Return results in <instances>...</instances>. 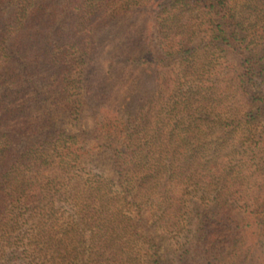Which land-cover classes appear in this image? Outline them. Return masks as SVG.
Instances as JSON below:
<instances>
[{
	"label": "trees",
	"instance_id": "obj_1",
	"mask_svg": "<svg viewBox=\"0 0 264 264\" xmlns=\"http://www.w3.org/2000/svg\"><path fill=\"white\" fill-rule=\"evenodd\" d=\"M110 27L115 63L153 67L155 92L73 131L86 97L104 95L93 37ZM260 123L264 0H0V232L18 208L41 224L68 207L66 223L91 222L88 246L73 225L48 238L38 253L56 250L52 264L87 250L105 264H164L141 209L151 205L172 220L165 232L191 234L176 264H233L249 206L233 202L244 163L232 157Z\"/></svg>",
	"mask_w": 264,
	"mask_h": 264
},
{
	"label": "rangeland",
	"instance_id": "obj_2",
	"mask_svg": "<svg viewBox=\"0 0 264 264\" xmlns=\"http://www.w3.org/2000/svg\"><path fill=\"white\" fill-rule=\"evenodd\" d=\"M253 31L256 30L253 29L251 32L253 33ZM118 39L117 32L111 27L104 32L94 34L93 42L96 46V53L93 55V61L96 73L102 75L105 91L104 95H99L95 99L86 97L87 100L81 125H75L74 122L70 123L73 131L77 130L75 126H81L84 130H90L93 127L95 117H114L117 116V112L119 114L127 109L133 110L137 106V102L146 99L155 92L153 67L135 69L134 67H125L120 63H115L117 61L115 56L118 54L117 46L120 40ZM210 58L213 59L216 66L223 62L222 59L215 58L212 55H210ZM106 79L109 82H106ZM217 134L218 132L216 131L209 132L208 139L213 141ZM240 135L241 137L238 139L241 146H238L239 148H237V152H235L232 159L234 158L237 161L243 159L244 168L241 174L244 176V179L240 180L239 184L231 186L230 189L233 195H235V199H233L234 204L241 207L249 206V208L246 211L247 215L245 214L244 223L242 224L246 228H244V236L239 239V256L235 259L231 258L230 263L264 264V123L253 127L251 133H247L244 130ZM244 138L249 139L246 141ZM207 168H210V165ZM105 171L108 173L110 169L106 167ZM92 173H97V170H93ZM141 209L143 216H147L148 218V225H153L155 221V226L151 228V235L154 236L157 243L158 255L165 262L164 264H176L174 258H176L177 252L175 251H178V248L182 244L190 241L191 234L186 236V232L177 231L180 227L178 225L171 227L172 232L167 233L164 230L165 223L169 221V225L172 220L166 219L165 223H162L161 219L158 220L157 216L162 215V209L159 211L154 208V205L142 207ZM66 211L62 216L57 214V216L61 217L57 222L52 219L51 221H47V224H41L37 221L35 222V220H27L26 213H24L22 208L16 209L14 212L16 213L15 218L18 224L12 227V223L9 222V227L6 228L5 233L0 232V264L51 263V254H56V250H53V252L43 251L42 254L38 253V251L44 249L48 238L54 237L56 240L65 239L64 232L70 230L72 225L75 229L80 228V231L85 230L83 238L87 240V246L91 244V241H89L90 232L87 228L89 227L87 223L91 222L87 221L85 224L76 225L79 222L74 218L71 220L73 224L66 223L70 221L66 220V218L68 219L70 215H73L74 210L72 207H68ZM154 213L156 216L152 217ZM123 214H130L132 216L136 214V211L133 208L130 211H126L125 209L123 210ZM182 221L180 220L181 224ZM183 223L186 224V222ZM118 225L120 227L119 222ZM92 226L96 227V224ZM97 226L99 227H96L94 230L99 235L97 236L98 238L93 239L94 243L92 242V246L97 247V249H93L92 252L98 250L102 241V238L100 239L99 237L103 236V228H100L102 224L97 223ZM90 253L87 250L83 256L76 257L73 260V264H105V258L93 256ZM228 253L230 254V252Z\"/></svg>",
	"mask_w": 264,
	"mask_h": 264
}]
</instances>
